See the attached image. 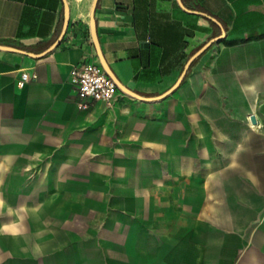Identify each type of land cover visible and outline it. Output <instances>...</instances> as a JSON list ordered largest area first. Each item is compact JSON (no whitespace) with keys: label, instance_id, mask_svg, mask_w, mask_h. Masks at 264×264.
Listing matches in <instances>:
<instances>
[{"label":"crops","instance_id":"0c3cea01","mask_svg":"<svg viewBox=\"0 0 264 264\" xmlns=\"http://www.w3.org/2000/svg\"><path fill=\"white\" fill-rule=\"evenodd\" d=\"M95 2L0 0V264H264V0Z\"/></svg>","mask_w":264,"mask_h":264},{"label":"built area","instance_id":"2783aa9c","mask_svg":"<svg viewBox=\"0 0 264 264\" xmlns=\"http://www.w3.org/2000/svg\"><path fill=\"white\" fill-rule=\"evenodd\" d=\"M37 73H23L19 85L36 78ZM72 81L81 98L80 107L88 109L93 101H105L112 103L117 95L118 84L97 62L84 61L74 67Z\"/></svg>","mask_w":264,"mask_h":264},{"label":"water","instance_id":"95a60500","mask_svg":"<svg viewBox=\"0 0 264 264\" xmlns=\"http://www.w3.org/2000/svg\"><path fill=\"white\" fill-rule=\"evenodd\" d=\"M96 4H97V0L95 2V5H94V8L96 7ZM68 14H67V17H66V25H65V28L67 27L68 25ZM92 29H93V36H94V40H95V43H96V46H97V49H98V53H99V56L102 60V63L104 65V67L106 68V70L110 73V75L119 83L120 86L123 87V84L119 81V79L116 77V75L113 73L112 69L110 68L109 64L107 63L104 55H103V52L101 50V47L99 45V41H98V36H97V29H96V24H95V21L93 20L92 22ZM255 115H252L251 119L252 121H256L255 119Z\"/></svg>","mask_w":264,"mask_h":264}]
</instances>
